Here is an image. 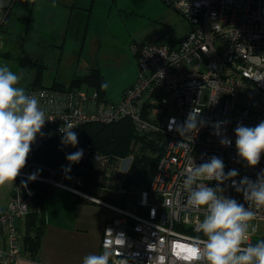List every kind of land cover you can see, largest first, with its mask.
Here are the masks:
<instances>
[{
	"label": "built area",
	"instance_id": "1",
	"mask_svg": "<svg viewBox=\"0 0 264 264\" xmlns=\"http://www.w3.org/2000/svg\"><path fill=\"white\" fill-rule=\"evenodd\" d=\"M165 1L188 20L190 29L177 47L156 38L134 46L139 73L119 102L104 101L96 90L88 88H26L28 94L39 98L46 119H50L34 143L61 134L58 129L64 121L77 128L123 117H128L141 134L154 131L168 136L150 183L129 197L125 207L106 204L116 215L104 224L99 253L109 246L114 253L110 264H187L190 244L195 237H202L196 225L204 217L202 210L187 205L183 190L184 170L194 162L199 165L216 156L223 160L225 173L237 171L236 181L244 177L254 181L264 171V154L254 168L238 157L234 131L238 124L255 127L264 121V0ZM15 2L0 0V30ZM193 109L206 122L198 132L183 139L169 130L185 121ZM221 139L231 140V145H221ZM78 149L84 152L81 163L96 168L107 165L105 155L91 144H77L75 151ZM53 173L51 170L49 177H42L25 167L16 178L8 203L0 208V241L5 237L8 243L6 250L0 247V264H10L21 256L19 222L33 204L27 186L30 177L35 175L36 180L86 196L78 188L81 177L72 173L56 181ZM203 183L216 186L215 181ZM220 187L224 195L244 203L231 180ZM253 210L256 218L250 225L256 232L249 230L248 243L254 245L264 234V208Z\"/></svg>",
	"mask_w": 264,
	"mask_h": 264
},
{
	"label": "rangeland",
	"instance_id": "2",
	"mask_svg": "<svg viewBox=\"0 0 264 264\" xmlns=\"http://www.w3.org/2000/svg\"><path fill=\"white\" fill-rule=\"evenodd\" d=\"M6 22L0 30V66L22 73L17 86L25 90L31 86L36 68L29 62L19 64L23 48L43 58L42 85L52 86L54 79L68 85L78 74L96 68L108 85L104 99L109 101H119L138 76L135 45L155 38L170 44L185 34L189 24L165 0H16ZM83 84L73 89L96 90ZM131 161L132 155L116 161L112 169L121 176L107 182L111 187L94 189V195L117 199L121 195L117 187ZM140 189L131 191L137 194ZM258 237L264 240V234Z\"/></svg>",
	"mask_w": 264,
	"mask_h": 264
},
{
	"label": "clouds",
	"instance_id": "3",
	"mask_svg": "<svg viewBox=\"0 0 264 264\" xmlns=\"http://www.w3.org/2000/svg\"><path fill=\"white\" fill-rule=\"evenodd\" d=\"M21 77L22 73H14L6 64L0 66V186L15 182L26 166L31 145L38 134L43 135L41 129L50 120L46 119L39 98L17 86ZM107 87V83L101 84L102 90ZM39 96L43 97L44 93ZM199 116L200 112L193 109L185 121L174 128L170 126L169 130H175L183 139L190 138L193 132H198L206 124ZM74 128L76 125L69 121L60 126L62 145L76 147L79 141ZM234 131L238 157L249 167H256L264 154V121L255 127L241 123ZM214 132L219 134V125ZM220 143L230 146L231 140L221 139ZM83 155V149L67 154L68 170ZM224 167L222 159L212 156L199 165L194 162V166L184 170L183 190L187 193V205L204 212L203 219L196 225V231L202 237H195L190 244L187 264H264V240L254 245L248 243L249 230L256 232L255 226L250 225V221L256 218L253 209L264 208V171L258 173L254 181L248 177L236 181L237 171L232 169L225 173ZM34 178L35 175L30 177ZM205 180L215 181L216 186L210 187L203 183ZM229 180L242 194L244 203L223 194L224 189L220 185ZM113 255V250L105 246L99 254L86 255L82 264H110Z\"/></svg>",
	"mask_w": 264,
	"mask_h": 264
},
{
	"label": "trees",
	"instance_id": "4",
	"mask_svg": "<svg viewBox=\"0 0 264 264\" xmlns=\"http://www.w3.org/2000/svg\"><path fill=\"white\" fill-rule=\"evenodd\" d=\"M166 3L170 5L168 2ZM181 37L171 40L170 46L177 47ZM156 41L159 42L157 38ZM18 60L22 67L26 62L32 63L36 67L34 78L31 81V85L34 87L73 89L84 83L86 86H95L99 98L105 100L104 90L101 89V84L105 83V80L96 68L90 69L84 74H78L68 85L63 86L54 82L52 86H44L41 85V78L46 65L42 59L39 56H31L22 48ZM73 131L78 135V144H91L94 149L105 155L107 165L96 168L79 161L71 164L70 170H68L69 162L66 160V155L75 152L76 147L62 145V134H55L46 140L31 145V152L25 167H28L31 173L42 177H49L51 170H53L52 177L56 181H63L66 179V175L73 173L82 179V184L78 188L85 194L94 195V189L111 187L107 182L111 179L117 180L121 176V174L113 171V164L132 155L131 164L122 177L120 187H117V193L121 195L117 199L110 196L106 197L122 207H124L127 195L133 193L131 189L144 188L150 183L168 138L166 134L154 131L146 134L137 132L128 117L107 124L88 122L73 129ZM27 186L32 192L33 204L22 220L23 233L20 254L34 259L39 252L41 237L45 229V201L55 186L36 179H28ZM120 189H125V192H119Z\"/></svg>",
	"mask_w": 264,
	"mask_h": 264
},
{
	"label": "crops",
	"instance_id": "5",
	"mask_svg": "<svg viewBox=\"0 0 264 264\" xmlns=\"http://www.w3.org/2000/svg\"><path fill=\"white\" fill-rule=\"evenodd\" d=\"M2 44L0 37V47ZM2 54L7 55L6 52ZM53 81L57 82L56 79ZM104 101L119 102L109 101L107 97ZM14 183L0 186V208L8 203ZM134 195L136 194L127 195L124 207L127 206L128 198ZM95 196L88 194L84 196L55 186L45 201V229L37 256L31 259L22 255L10 264H82L86 255L99 254L104 224L116 215L108 205L122 206L106 197ZM19 227L23 233L22 221L19 222ZM0 247L3 250L7 249L8 243L5 237L0 241Z\"/></svg>",
	"mask_w": 264,
	"mask_h": 264
},
{
	"label": "flooded vegetation",
	"instance_id": "6",
	"mask_svg": "<svg viewBox=\"0 0 264 264\" xmlns=\"http://www.w3.org/2000/svg\"><path fill=\"white\" fill-rule=\"evenodd\" d=\"M41 59H43L42 57H40Z\"/></svg>",
	"mask_w": 264,
	"mask_h": 264
}]
</instances>
